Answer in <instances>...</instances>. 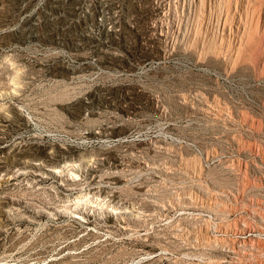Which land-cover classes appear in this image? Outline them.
<instances>
[{
	"label": "rangeland",
	"instance_id": "1",
	"mask_svg": "<svg viewBox=\"0 0 264 264\" xmlns=\"http://www.w3.org/2000/svg\"><path fill=\"white\" fill-rule=\"evenodd\" d=\"M116 3L0 0V264H264V0Z\"/></svg>",
	"mask_w": 264,
	"mask_h": 264
},
{
	"label": "bare ground",
	"instance_id": "2",
	"mask_svg": "<svg viewBox=\"0 0 264 264\" xmlns=\"http://www.w3.org/2000/svg\"><path fill=\"white\" fill-rule=\"evenodd\" d=\"M103 1V0H102ZM111 2V1H110ZM87 3V2H86ZM127 3V0H117V3L114 5V13L117 16H120L122 14V12H124L125 10V6ZM149 3V2H148ZM93 4V3H92ZM87 6V5H86ZM141 6V5H140ZM144 6V5H143ZM110 9L112 8V6L109 7ZM141 8V7H140ZM84 10V9H83ZM103 10H107V9H103ZM82 12V11H81ZM94 12V11H93ZM106 12V11H105ZM105 12L101 13V18H99V21L101 22V24L105 23V19L106 18H110ZM91 13V12H90ZM127 13V12H126ZM85 14V12H84ZM88 15V14H87ZM87 17V16H86ZM113 17V16H112ZM129 17V16H128ZM120 18V17H119ZM125 19V18H124ZM122 21V20H121ZM131 21V20H130ZM112 22V21H111ZM92 27V26H91ZM100 27V26H99Z\"/></svg>",
	"mask_w": 264,
	"mask_h": 264
}]
</instances>
